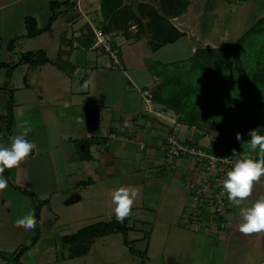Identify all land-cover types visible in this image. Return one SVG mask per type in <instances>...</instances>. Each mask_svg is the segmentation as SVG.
I'll list each match as a JSON object with an SVG mask.
<instances>
[{"label": "crops", "instance_id": "1", "mask_svg": "<svg viewBox=\"0 0 264 264\" xmlns=\"http://www.w3.org/2000/svg\"><path fill=\"white\" fill-rule=\"evenodd\" d=\"M137 1L123 0V4L135 7ZM100 3L0 0V145L9 146L10 137L22 128L30 129L27 139L34 144L17 165L0 172L7 179V186L0 189V214L3 206L9 226L18 225L15 221L22 217V209L23 214L34 217L36 194L40 197L36 202L41 203L40 231L55 227L69 235L71 228L74 233L97 222L95 217L112 215V192L127 186L136 191L130 210L140 212L133 224L123 218L130 229L154 219L144 234L149 239L147 249L152 238L167 235L164 247L175 245L176 253H189L190 264H264V231L245 234L239 230L240 208L264 195V176L254 182L252 192L239 205L231 201L226 229L218 228L215 222L206 223L202 216L196 223L199 232L188 233L192 239L183 244L186 234L181 230L189 227L184 221L193 163L191 158L181 157L167 169L159 145L171 132L181 140L197 141L199 131L180 123L177 112L155 98V111L146 114L140 97V89L153 90L160 82L154 67L176 61L159 54L173 43L151 49V30H139L134 22H129L127 32L111 29L122 38L125 68L109 69L107 55L89 48L93 35L87 17L93 23H105ZM27 17H33L40 29L35 35H27ZM30 51H42L47 61L20 60ZM147 122L150 129L144 132ZM113 132L118 134L115 139ZM140 141L145 143L143 148ZM141 211H153L154 215ZM8 230H2L0 253L10 249L11 236L16 235ZM115 233L121 232L102 236ZM10 256L2 253L0 264H11ZM164 263L184 264L175 254Z\"/></svg>", "mask_w": 264, "mask_h": 264}, {"label": "rangeland", "instance_id": "2", "mask_svg": "<svg viewBox=\"0 0 264 264\" xmlns=\"http://www.w3.org/2000/svg\"><path fill=\"white\" fill-rule=\"evenodd\" d=\"M152 3L158 7L157 1H152ZM97 4L95 5L96 7ZM263 17L264 0H189L188 8L184 13L170 18L172 24L176 28L180 29V31L183 29L185 30L183 32L187 37L180 38L177 42L170 44L159 52L162 58H168L170 60L176 58V61H179V63L169 66L168 70H171L169 73L177 70H188L183 74L186 76L188 83L190 79H192V87L195 89L197 88L194 100H191L192 105L199 106L201 102H205L206 100L214 101L218 98L225 102L229 100V106L226 107L224 103L221 104V113L216 116L212 114L213 120H217V123L208 122L199 124L197 127L199 131V135H197L199 139L197 140L198 143L210 145L212 142H216V147L222 151L232 155L246 153V155L254 159H264V153L260 152L258 149L252 150L248 146L237 153H230L228 146L221 142L220 135L224 128L225 131H223L230 136V132L232 134L233 131H237L238 126L242 123L244 115L242 107H240L237 102L239 101L237 97L239 80L241 75L245 74V70L256 66L259 59L258 56L261 57V60H264V23L261 24V32L257 34L254 33L253 36H250L248 39L249 41L247 40L246 43L235 48L231 58H224L223 63L219 67L214 65L216 60L214 56L210 57V64L207 62V57L209 58L212 54V52L208 50L210 47L219 48L232 45L252 25ZM90 18V16L87 17L86 21L88 22ZM117 41L119 43L122 42V38L119 36ZM199 47L205 50L199 59L206 61V65L211 68H216L217 70L215 76L212 78L207 77L208 74L204 70H194L193 67H191L192 62L188 61ZM143 48L146 50L150 49L145 45ZM182 65H184V67H182ZM157 68H160V66L157 65V67H154V69ZM255 92L258 94H255ZM255 92L253 91L250 96L248 95L247 100L254 103L251 108L257 105L260 109H252L245 115L247 117L253 112L251 116H249L253 120L259 119L258 114L264 116V87H262V89L258 88ZM218 122L221 124L219 125ZM262 135H264V131ZM197 141L194 143H197ZM190 142L192 143V141ZM192 163L193 172H195L196 167L194 169L193 160ZM192 176L194 177L195 174L193 173ZM34 196L33 200L35 203L40 197L36 194H34ZM1 208L0 240L2 239L1 234L4 228L9 229L8 231H10V234L16 233L14 237L11 236V245L8 246L10 249L2 253H9L12 256L15 249L17 251L21 244L31 243L34 233L33 229L26 228L22 224L9 226L6 220V210L3 209V206H1ZM23 211L24 209L19 212L21 213L19 215L24 216L25 214H23ZM141 213L154 215L153 211H141ZM189 213L190 210L187 211L184 224L189 226L188 231L190 232L186 231L187 229L184 230V232L181 230L182 235L186 234L185 241L183 242L184 245L188 243V240L190 241L192 239L188 233L195 234L199 232V227L196 224L197 222L189 218ZM138 214H140V212L130 210L125 218L128 219L127 221H129L130 224H133L135 219L139 218L137 216ZM200 214V218H202V216L206 217V223H213L208 216L209 213L207 209ZM141 217L143 218V216ZM113 218H116L114 211L112 215H102L95 217L94 220L97 222L101 220L110 221ZM87 222L93 221L88 220ZM150 222L153 224L154 219H150ZM151 223L146 222L145 225L139 223L135 225L134 229H129L127 231V238L132 241V245L137 253H132L129 250L128 245L123 242L122 233H115L109 236L96 238V241L91 245L88 253L71 258L68 256L69 245L62 241V236H64L63 232L54 227L44 228L45 230L42 229L40 231V239L27 249L22 260L25 261L26 264H165L164 262H167V258L175 254L178 261L180 260L183 261L184 264H190V262H187L191 259L189 253L183 252L182 255L178 252L176 253L174 251V249L177 248L175 245H172L170 248L164 247L167 235L155 238L154 240L152 238L150 248L147 249L149 239L148 237H144V234L147 230L151 229ZM203 223H205V220H203ZM73 231L74 230L71 228L67 234H71ZM30 233H32V235H30ZM173 237L170 240L172 242ZM18 242H21V244L18 245ZM14 244H16L15 247H13ZM2 253H0L1 258ZM11 256L9 258H11Z\"/></svg>", "mask_w": 264, "mask_h": 264}, {"label": "trees", "instance_id": "3", "mask_svg": "<svg viewBox=\"0 0 264 264\" xmlns=\"http://www.w3.org/2000/svg\"><path fill=\"white\" fill-rule=\"evenodd\" d=\"M151 1H157L158 7L150 4ZM246 1V0H237ZM100 11L103 16V21L105 23L102 25L105 30L117 29L127 32L129 27V22H134L139 26V30L143 27L151 30L150 47L153 50L160 48L161 46L174 43L185 35L184 32L176 28L170 18L184 13L189 5V0H138L135 7L131 4H123V0H100ZM57 4V3H53ZM264 23V17L259 19L257 23L252 25L241 37H239L232 45L223 46L219 48L210 47L208 49L212 54L207 57V62L209 63L210 57L214 56L216 58L214 65L218 67L223 63L224 58H231L235 48L239 45L246 43L250 36L254 33L261 32V24ZM27 35H35L40 31L35 26V19L33 17H27ZM92 32V30H91ZM92 41V40H91ZM90 41V42H91ZM249 41V40H248ZM204 48L199 47L195 50L191 58V67L193 69L204 70L208 75L207 77H214L216 73V68H211L206 65V61L200 60L199 57L202 55ZM258 62L255 67H251L245 70V74L241 75L240 83L238 88V99L239 106L242 107L243 118L241 125L238 126L237 131H233L230 136L228 133L224 132V128L221 131V142L225 143L230 149V153H237L243 150L245 147H250L248 140L250 136L248 132L250 129H256L259 134L262 135L264 131V116L259 115V119H251V114L247 117L245 116L250 110H257L259 108L257 105L251 108L254 103L248 101V95L258 88L262 89L264 87V60L258 56ZM20 60H30L36 63H42L47 61L46 55L42 51L27 52L22 54ZM179 61L172 63H161L160 68L154 70L155 74L160 77V82L157 84L153 92V99H157L159 102L165 104L166 106L174 109L178 114V120L180 123L187 124L189 126H195L196 128L200 123L216 122L213 120V116L222 112L221 104L224 103L227 106L228 101H222L219 98L214 101L206 100L201 102L199 106L192 105L191 100H194V95H196L197 88L192 87L193 80L190 79L189 83L183 73L186 71L177 70L172 73L169 66L177 64ZM210 64V63H209ZM184 67V65H182ZM255 94H258L255 92ZM242 101V102H241ZM236 102V101H235ZM246 102V103H245ZM245 103V105H244ZM258 103V102H256ZM10 109V107H9ZM260 109V108H259ZM261 117V118H260ZM261 119V121H260ZM221 121V120H220ZM12 122L11 112L8 117V127ZM219 125L221 124L218 122ZM237 133L241 136V141L236 139ZM229 137V138H227ZM216 147V142L210 144ZM25 191V190H24ZM27 192L32 195V192ZM40 210L41 203H34V218L35 226L34 235L32 237L31 243L22 245L10 258L11 264H26L21 260L22 256L25 254L28 248L35 244L40 239ZM130 227L127 224L126 219L117 220L116 218L110 221H99L79 228L76 232L62 236V241L69 245L68 256L73 258L77 256L84 255L90 251L92 242L98 236L110 234L113 232H121L123 234V240L126 245H128L129 250L132 253H137L132 245V241L127 238V231Z\"/></svg>", "mask_w": 264, "mask_h": 264}, {"label": "built area", "instance_id": "4", "mask_svg": "<svg viewBox=\"0 0 264 264\" xmlns=\"http://www.w3.org/2000/svg\"><path fill=\"white\" fill-rule=\"evenodd\" d=\"M92 30L93 39L89 48L103 52L108 57L107 67L111 70H124L125 62L121 44L117 41L115 30H105L101 24L88 20ZM78 45V42H75ZM142 100V111L152 114L154 110V99L151 88L140 89ZM149 123L143 125V131L148 132ZM121 131L125 132L124 126ZM116 132L111 133L112 139L117 138ZM192 141V143L190 142ZM192 139L181 140L177 133H167L159 148L163 151V164L167 169L172 168L176 159L189 157L194 162L195 176L190 184L189 210L190 219L200 222V213L207 209L209 218L215 222L218 228L228 227V216L231 208V201L227 193L222 190V179L226 172L232 167L233 162L246 153L232 155L211 145L194 143ZM140 148L145 146L144 142L139 143Z\"/></svg>", "mask_w": 264, "mask_h": 264}, {"label": "clouds", "instance_id": "5", "mask_svg": "<svg viewBox=\"0 0 264 264\" xmlns=\"http://www.w3.org/2000/svg\"><path fill=\"white\" fill-rule=\"evenodd\" d=\"M29 131V128H22L17 134L10 137L9 146L0 145V172L4 168H12L17 165L33 149V142L27 139ZM248 135L250 139L247 142L250 149H258L264 153V135L259 134L256 129H250ZM236 139L241 141L239 133H237ZM262 176H264V159H254L249 155H244L237 158L226 172L221 181L222 190L227 193L229 201L239 205L241 200L248 197L252 192L254 182L260 181ZM6 186L7 179L0 175V189ZM135 196V189L127 186L118 187L112 192L111 197L115 204L113 211L117 220H123L128 215ZM239 216L242 220L239 224V230L242 233L250 234L264 231V195L255 199L250 206L240 208ZM15 222L29 229L33 228L36 223L31 214L22 216Z\"/></svg>", "mask_w": 264, "mask_h": 264}]
</instances>
